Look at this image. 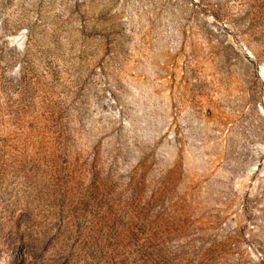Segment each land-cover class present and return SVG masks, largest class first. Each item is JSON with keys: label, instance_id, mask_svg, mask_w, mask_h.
<instances>
[{"label": "rangeland", "instance_id": "rangeland-1", "mask_svg": "<svg viewBox=\"0 0 264 264\" xmlns=\"http://www.w3.org/2000/svg\"><path fill=\"white\" fill-rule=\"evenodd\" d=\"M0 264H264V0H0Z\"/></svg>", "mask_w": 264, "mask_h": 264}]
</instances>
